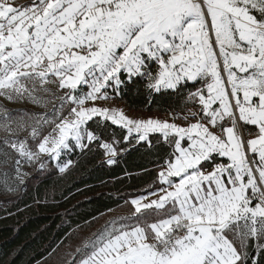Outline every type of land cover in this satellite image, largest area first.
<instances>
[{
  "label": "rangeland",
  "instance_id": "1",
  "mask_svg": "<svg viewBox=\"0 0 264 264\" xmlns=\"http://www.w3.org/2000/svg\"><path fill=\"white\" fill-rule=\"evenodd\" d=\"M52 1L0 0V12L32 22L46 13ZM33 3H42L40 11L23 17V10ZM109 4L135 18L133 36L130 32L126 39V61L103 78L97 74L92 80L91 72L87 81L70 89L62 83V73L47 70L46 61L37 68L0 49V202L23 190L34 171L50 164L65 170L69 153L93 140L87 121L101 115L120 121L128 137L136 135V142L147 141L152 133L173 136L174 155L161 167L163 177L173 180L183 158L191 159L195 169H211L215 178L222 176L235 202L226 233L243 254L252 241L259 249L264 244V30L258 27L264 26V0H113ZM216 47L226 76H232L227 78L228 86L257 176L214 55ZM124 51L119 48L117 54ZM146 59L152 61L150 68ZM122 72L143 76L155 90L174 89L185 81L200 85L190 94L192 106L186 112L151 114L129 110L115 99L112 92L121 84ZM249 80L255 82H243ZM115 154V148L107 146L109 161ZM204 162L211 165L202 168ZM131 220L114 222L102 235L116 233Z\"/></svg>",
  "mask_w": 264,
  "mask_h": 264
},
{
  "label": "trees",
  "instance_id": "2",
  "mask_svg": "<svg viewBox=\"0 0 264 264\" xmlns=\"http://www.w3.org/2000/svg\"><path fill=\"white\" fill-rule=\"evenodd\" d=\"M145 62L150 68L152 61ZM120 80L115 99L129 110L151 114L186 112L190 94L200 85L185 81L155 90L143 76L125 72ZM86 129L93 140L69 153L65 170L50 164L34 171L23 190L0 202V264H77L111 224L128 221L131 198L161 186L159 171L173 159V136L152 133L136 142V135L128 137L123 125L101 115L90 118ZM109 145L116 150L112 161ZM253 244L241 264H264V244L259 249Z\"/></svg>",
  "mask_w": 264,
  "mask_h": 264
},
{
  "label": "crops",
  "instance_id": "3",
  "mask_svg": "<svg viewBox=\"0 0 264 264\" xmlns=\"http://www.w3.org/2000/svg\"><path fill=\"white\" fill-rule=\"evenodd\" d=\"M112 1L53 0L46 13L32 22L21 20L17 14L0 12L4 13L0 20V49L8 55H20V61H30L37 68L46 61L47 70L62 73V83L70 89L87 81L91 72L92 80L97 74L103 78L126 61V39L135 18L132 12L113 10L109 4ZM119 48H125L121 55L117 54ZM190 161L178 160L173 180L163 177L160 171L159 188L130 199L131 212L125 214L132 223L116 233L102 235L95 249L77 264L244 262L246 253L238 250L226 233L235 202L231 201L222 176L215 178L211 169H195ZM168 214L189 218L196 225L186 232L174 254L164 256L150 248L149 240L167 231ZM201 214L205 215L204 220Z\"/></svg>",
  "mask_w": 264,
  "mask_h": 264
},
{
  "label": "built area",
  "instance_id": "4",
  "mask_svg": "<svg viewBox=\"0 0 264 264\" xmlns=\"http://www.w3.org/2000/svg\"><path fill=\"white\" fill-rule=\"evenodd\" d=\"M42 7V3H33L23 10V17H31L37 14ZM205 215L201 214L200 218L204 220ZM168 228L162 235H157L149 240V246L157 254L171 256L174 254L180 244V240L185 236L186 232L196 225V222L189 218L179 219L175 214H168L166 217Z\"/></svg>",
  "mask_w": 264,
  "mask_h": 264
},
{
  "label": "water",
  "instance_id": "5",
  "mask_svg": "<svg viewBox=\"0 0 264 264\" xmlns=\"http://www.w3.org/2000/svg\"><path fill=\"white\" fill-rule=\"evenodd\" d=\"M200 1H201V0H200ZM210 30H211V28H210ZM211 33H212V31H211ZM212 38H213L214 44H215V46H216V40H215V37H214L213 34H212ZM216 55H217L216 57H217L218 64L220 65V67H221V69H222L223 77H224V80H225L226 85H227L228 94H229V97H230L231 103H232V105H233V108H234V111H235V114H236L237 122H238L239 129H240V132H241V135H242V138H243V142H244V145H245V149H246V153H247V156H248L249 162H250V164H251V166H252V169H253L255 175L257 176V173H256V171H255L254 165H253L252 160H251L250 152L248 151V148H247V146H246V142H245L244 134H243V129H242V127H241V124H240V121H239V118H238V115H237V112H236L235 104H234V101H233V99H232V95H231V92H230V89H229V86H228L227 76H226V74H225V72H224L223 65H222V62H221L220 56H219L218 51H217V47H216ZM260 185H261V184H260Z\"/></svg>",
  "mask_w": 264,
  "mask_h": 264
},
{
  "label": "bare ground",
  "instance_id": "6",
  "mask_svg": "<svg viewBox=\"0 0 264 264\" xmlns=\"http://www.w3.org/2000/svg\"><path fill=\"white\" fill-rule=\"evenodd\" d=\"M258 28H260V29H263L264 30V26L263 27H258ZM214 52V51H213ZM212 52V53H213ZM214 55L216 56V52H214ZM227 78H232V76H229V77H227ZM244 83H253V82H255V80H253V82H251V80H249V81H243ZM241 83V82H240ZM242 84V83H241ZM254 85V84H253ZM252 86V85H251Z\"/></svg>",
  "mask_w": 264,
  "mask_h": 264
}]
</instances>
